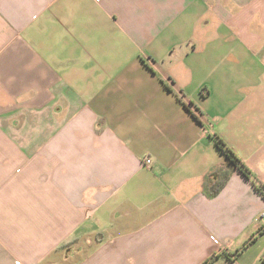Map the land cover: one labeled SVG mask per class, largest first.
<instances>
[{
    "label": "crops",
    "instance_id": "0c3cea01",
    "mask_svg": "<svg viewBox=\"0 0 264 264\" xmlns=\"http://www.w3.org/2000/svg\"><path fill=\"white\" fill-rule=\"evenodd\" d=\"M258 186L264 0H0V264H262Z\"/></svg>",
    "mask_w": 264,
    "mask_h": 264
},
{
    "label": "trees",
    "instance_id": "16d2710c",
    "mask_svg": "<svg viewBox=\"0 0 264 264\" xmlns=\"http://www.w3.org/2000/svg\"><path fill=\"white\" fill-rule=\"evenodd\" d=\"M216 144L217 148L224 155L225 162L219 168L210 170L203 178L202 187L208 198H213L220 193L227 184L234 169H238L248 179L251 176L249 170L240 162L236 154L221 139L218 138ZM257 189L264 192L263 186H258ZM251 240L253 239L251 238L248 243ZM261 262L264 264V254L261 257Z\"/></svg>",
    "mask_w": 264,
    "mask_h": 264
},
{
    "label": "built area",
    "instance_id": "2783aa9c",
    "mask_svg": "<svg viewBox=\"0 0 264 264\" xmlns=\"http://www.w3.org/2000/svg\"><path fill=\"white\" fill-rule=\"evenodd\" d=\"M146 164H150V160H146ZM258 234H264V212L260 213L257 217Z\"/></svg>",
    "mask_w": 264,
    "mask_h": 264
}]
</instances>
